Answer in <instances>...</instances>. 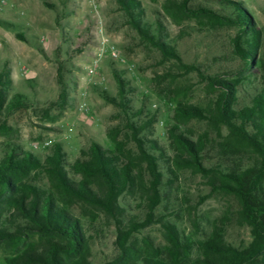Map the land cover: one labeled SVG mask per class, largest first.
Segmentation results:
<instances>
[{"label": "rangeland", "instance_id": "374dc122", "mask_svg": "<svg viewBox=\"0 0 264 264\" xmlns=\"http://www.w3.org/2000/svg\"><path fill=\"white\" fill-rule=\"evenodd\" d=\"M241 1L252 11L262 35L256 62L248 71L233 52L237 29L211 13L199 12L204 8L231 16L227 0H139L149 23L156 27L162 22L164 34L172 39L182 62L165 58L143 42L127 23L117 0H0V63L11 71L9 95L23 94L31 104L9 116L0 114V158L18 146L45 159L59 144L71 164L94 142L109 147L114 128L122 130L119 140L135 152L127 130L129 114L119 105L120 74L128 84L124 88L130 115L143 111L135 122L154 120L144 137L157 140L171 154L175 147L169 130L177 126L205 140L204 164L208 168L241 163L243 150L228 148L227 128L196 119L182 122L176 116L181 105L206 108L212 104L218 92L209 85L208 77L248 79V87L239 86L240 106L264 84V0ZM17 32L26 39L20 40ZM104 42L116 46L119 59L111 56ZM96 63L97 70L91 72ZM63 89L66 103L60 99ZM46 141L51 144L44 147ZM161 167L165 178L172 179L168 167L164 163ZM208 182L190 170L180 172L173 185L165 180L163 202L152 224L135 232L131 242L142 250L150 243L169 260L165 221L178 228L184 241L209 239L217 223L235 216L238 203L234 197L212 193ZM141 196L139 192L121 198L123 212L119 213L126 225L147 221L148 207ZM76 212L86 224L92 222L91 211L78 208ZM93 221L96 235L92 232L90 264H111L120 254L116 223L101 213ZM225 238L237 246L252 240L250 230L235 219L226 227ZM12 254L13 250L0 248V264ZM199 256L195 250L189 259Z\"/></svg>", "mask_w": 264, "mask_h": 264}, {"label": "trees", "instance_id": "16d2710c", "mask_svg": "<svg viewBox=\"0 0 264 264\" xmlns=\"http://www.w3.org/2000/svg\"><path fill=\"white\" fill-rule=\"evenodd\" d=\"M117 2L127 23L143 42L157 48L165 58L182 62L172 39L164 34L162 22L158 21L156 27L149 23L139 0ZM227 3L232 7L231 16H220L204 8L199 12L211 13L237 29L232 40L233 52L243 63L244 71H248L256 62L261 30L243 1L227 0ZM45 5L54 7L48 2ZM16 36L26 39L20 32ZM117 78L119 105L129 114L127 130L131 132L135 152L119 140L122 130L114 128L110 132L109 147L94 142L71 164L59 144L45 159L18 146L10 148L5 157L0 158V248L13 250L4 264H90L93 219L98 213L116 223L120 254L111 264H185L195 250L200 256L189 259L187 264H264V84L255 95H250L248 103L240 106L239 86L248 87L245 84L248 79L208 77L209 85L218 92L210 106L177 107L176 116L180 121L196 119L216 128L225 127L230 137L228 148L243 150L241 163L234 167L218 164L208 168L204 164L205 140L194 138L180 127L169 130L175 147L171 154L157 140L144 137L143 133L152 129L154 120L135 122L143 111L139 109L130 115L124 88L128 84L120 74ZM12 83L9 67L0 63V114L6 116L31 106L27 96L9 95ZM60 99L67 102L65 89ZM163 163L172 179L165 178ZM185 170L208 179L212 193L234 197L238 211L233 218L225 217L217 223L211 237L200 243L184 241L173 223L163 222L170 247L168 260L152 244L146 243L142 250L131 239L135 232L152 224L155 211L163 202L164 181L173 185L179 173ZM139 192L147 203L148 219L144 223L131 221L126 225L119 213L123 212L121 198ZM78 208L92 212L90 226L77 214ZM234 219L250 230L249 244L237 246L226 240V227Z\"/></svg>", "mask_w": 264, "mask_h": 264}, {"label": "built area", "instance_id": "2783aa9c", "mask_svg": "<svg viewBox=\"0 0 264 264\" xmlns=\"http://www.w3.org/2000/svg\"><path fill=\"white\" fill-rule=\"evenodd\" d=\"M103 45L107 47L108 52L111 54V56L113 58H115V59H119L120 58V55H119V52H118L116 46L110 45V44H106V42H104ZM130 67L133 68V66H130ZM97 68H98V64L96 63L95 66H94V68L91 70V72H95L97 70ZM50 144H51V141H46L44 143V147H47ZM35 148L38 149L39 146L38 145H35Z\"/></svg>", "mask_w": 264, "mask_h": 264}]
</instances>
